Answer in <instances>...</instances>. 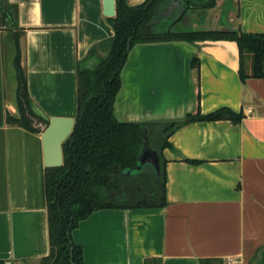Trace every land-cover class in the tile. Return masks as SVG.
Here are the masks:
<instances>
[{
  "label": "crops",
  "instance_id": "obj_1",
  "mask_svg": "<svg viewBox=\"0 0 264 264\" xmlns=\"http://www.w3.org/2000/svg\"><path fill=\"white\" fill-rule=\"evenodd\" d=\"M217 8L226 23L222 12L211 15L209 29L264 35V0H219ZM0 12L11 22L0 26V264H50L44 123L34 121L39 132L14 123L17 47L35 114L74 117L78 70L114 29L103 0H0ZM224 108L243 118L192 122L169 138L166 207L99 210L80 222L72 239L85 264H264V78L242 81L236 41L131 51L115 106L120 122Z\"/></svg>",
  "mask_w": 264,
  "mask_h": 264
},
{
  "label": "trees",
  "instance_id": "obj_2",
  "mask_svg": "<svg viewBox=\"0 0 264 264\" xmlns=\"http://www.w3.org/2000/svg\"><path fill=\"white\" fill-rule=\"evenodd\" d=\"M168 0H146L131 7L116 0L117 16L109 21L114 36L94 45L87 62L78 70V92L74 131L64 145V165L46 169L48 197L50 264H85L83 250L72 239L81 221L99 210L164 208L166 200V160L163 150L171 147L169 138L180 127L198 121L239 122L242 114L220 109L204 116L188 114L181 120L150 123H122L116 115V101L122 89V71L137 45L168 42L236 41L240 48V77L264 78V35H243L238 31L176 32L173 23L160 31L156 22ZM183 0L184 15L191 9H212L218 0ZM18 101L20 118L14 123L39 132L33 121L49 123L38 117L28 93V82L21 66L18 44ZM196 65V59L193 60ZM198 68V66H195ZM152 149L160 154L161 173L151 170L126 174L136 168L143 146L145 129ZM130 145L132 146L130 148Z\"/></svg>",
  "mask_w": 264,
  "mask_h": 264
},
{
  "label": "water",
  "instance_id": "obj_3",
  "mask_svg": "<svg viewBox=\"0 0 264 264\" xmlns=\"http://www.w3.org/2000/svg\"><path fill=\"white\" fill-rule=\"evenodd\" d=\"M127 1V0H126ZM176 2H181L182 0H174ZM104 5V16L108 19L115 18L117 16V6L116 0H103ZM203 10V11H200ZM224 10V11H223ZM226 9H218L217 5L212 9H192L188 11L185 15V9L183 7H179L178 11L172 10V8L168 9L166 12L161 11L158 15V20L156 22L160 31H163L162 28L169 29L170 26L179 21L189 20V13H197L207 14L205 18L198 19L196 24L198 25H206L203 30L192 29L188 31H230V30H221V29H209L208 18L211 15L224 13ZM174 14V18L171 16ZM177 23V24H178ZM225 23V22H224ZM176 24V25H177ZM7 25L10 26L11 22L4 18L2 12H0V26ZM176 27V26H175ZM199 27V26H198ZM202 27V26H201ZM164 30V31H166ZM185 32V31H183ZM35 125V123H34ZM37 128V126L35 125ZM75 127V118L74 117H52L49 120V123L40 124L39 128L42 131V141H43V150H44V163L46 168H58L64 165V156H63V145L64 143L70 139ZM151 170L156 175H160L161 173V163H160V154L157 150L152 149L149 141V131L146 128L143 136V146L142 150L138 156L137 166L134 169H131L126 172V174L133 173H142L144 171Z\"/></svg>",
  "mask_w": 264,
  "mask_h": 264
},
{
  "label": "rangeland",
  "instance_id": "obj_4",
  "mask_svg": "<svg viewBox=\"0 0 264 264\" xmlns=\"http://www.w3.org/2000/svg\"><path fill=\"white\" fill-rule=\"evenodd\" d=\"M200 11H203V10H200ZM206 15L207 14H201L200 12H197L195 14L191 12V13L188 14V16H189L188 22L185 20V21H182L181 23H178L176 25V27L174 28V30H177V31H188V30H192L194 28L197 29V30H203V28H205L204 26H206V25H202V24L198 25V24H196V21L198 22V19H201V18L203 19V17L205 18ZM223 16H224V13H222V15L220 16V20H219L220 23L219 24H222L221 22H225L226 23V19H225V17L223 18ZM172 17L173 18L175 17L174 14L171 16V19H172ZM206 21H207V18H206ZM234 24L236 25V23H234ZM131 147L132 146L130 145V148Z\"/></svg>",
  "mask_w": 264,
  "mask_h": 264
},
{
  "label": "flooded vegetation",
  "instance_id": "obj_5",
  "mask_svg": "<svg viewBox=\"0 0 264 264\" xmlns=\"http://www.w3.org/2000/svg\"><path fill=\"white\" fill-rule=\"evenodd\" d=\"M219 1V0H218ZM218 1H217V3H218ZM203 2V0H197L196 1V3H194V5H192V6H199L200 5V3H202ZM179 7H183L184 9L186 8L185 6H184V2H183V0L180 2H176V1H174V0H168L162 7H161V9H160V12L161 11H167L169 8L171 9L172 8V10H176V12L178 11V8ZM187 9V8H186ZM192 10V9H191ZM188 11H190V10H188ZM178 23V22H177ZM176 23V24H177ZM176 26V25H175ZM175 26L173 27V30H174V28H175ZM163 30H166V28H162ZM168 30V29H167ZM174 31H176V32H183V31H177V30H174ZM74 118H75V116H74ZM35 121V120H34ZM34 121H33V125H34ZM34 127H35V125H34Z\"/></svg>",
  "mask_w": 264,
  "mask_h": 264
},
{
  "label": "built area",
  "instance_id": "obj_6",
  "mask_svg": "<svg viewBox=\"0 0 264 264\" xmlns=\"http://www.w3.org/2000/svg\"><path fill=\"white\" fill-rule=\"evenodd\" d=\"M228 264H233V262L232 261H229V263Z\"/></svg>",
  "mask_w": 264,
  "mask_h": 264
}]
</instances>
